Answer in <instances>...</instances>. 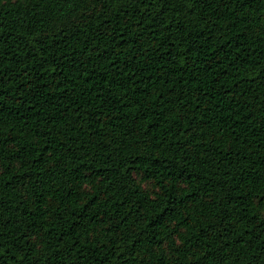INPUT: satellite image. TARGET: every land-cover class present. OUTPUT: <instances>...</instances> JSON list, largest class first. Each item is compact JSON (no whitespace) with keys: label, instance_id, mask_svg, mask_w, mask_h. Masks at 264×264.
Instances as JSON below:
<instances>
[{"label":"trees","instance_id":"trees-1","mask_svg":"<svg viewBox=\"0 0 264 264\" xmlns=\"http://www.w3.org/2000/svg\"><path fill=\"white\" fill-rule=\"evenodd\" d=\"M0 264H264V0H0Z\"/></svg>","mask_w":264,"mask_h":264}]
</instances>
